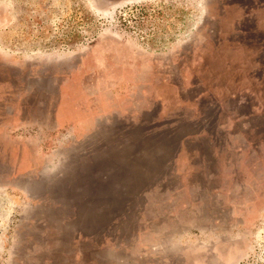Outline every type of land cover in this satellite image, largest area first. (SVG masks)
Masks as SVG:
<instances>
[{
  "label": "rangeland",
  "instance_id": "obj_1",
  "mask_svg": "<svg viewBox=\"0 0 264 264\" xmlns=\"http://www.w3.org/2000/svg\"><path fill=\"white\" fill-rule=\"evenodd\" d=\"M0 264H264V0H0Z\"/></svg>",
  "mask_w": 264,
  "mask_h": 264
}]
</instances>
